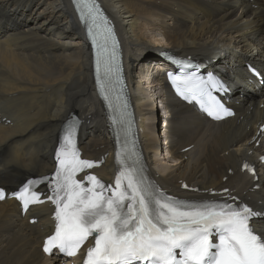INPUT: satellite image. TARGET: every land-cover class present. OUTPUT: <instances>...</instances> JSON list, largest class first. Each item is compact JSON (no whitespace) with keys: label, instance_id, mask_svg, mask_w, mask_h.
<instances>
[{"label":"bare ground","instance_id":"obj_1","mask_svg":"<svg viewBox=\"0 0 264 264\" xmlns=\"http://www.w3.org/2000/svg\"><path fill=\"white\" fill-rule=\"evenodd\" d=\"M97 1L116 23L160 187L202 198L229 189L230 196L264 211V166H258L264 138L257 135L264 124V0ZM86 41L70 0H0V188L9 193L53 171L57 139L71 114L82 119L83 156L105 160L95 170L101 178L113 174V146ZM150 44L157 48L149 50ZM163 52L206 62L226 82L224 98L236 116L211 122L169 90L162 95ZM167 102L171 118L165 127L159 104ZM164 153H174L172 166L159 161ZM246 163L257 164L258 181L242 170ZM53 212L42 205L22 216L14 200L0 201V264H63L41 250L54 228ZM256 221L264 232V216Z\"/></svg>","mask_w":264,"mask_h":264},{"label":"snow or ice","instance_id":"obj_2","mask_svg":"<svg viewBox=\"0 0 264 264\" xmlns=\"http://www.w3.org/2000/svg\"><path fill=\"white\" fill-rule=\"evenodd\" d=\"M73 3L96 48L101 94L109 100L110 93H116L114 121L127 124L118 41L111 22L97 0ZM169 79L180 96L198 103L214 119L232 115L212 97L209 85L215 87L216 82L211 79L172 74ZM76 130L77 124H70L63 137L54 175L29 180L16 193L27 210L30 204L43 202L36 185L45 180L50 184L56 223L54 235L45 242L46 253L55 249L74 257L92 237L84 264H264V232H257L251 223L264 211L243 203L188 201L168 195L144 174L134 148L127 144L117 153L121 169L115 186L88 175L86 187L77 175L96 165L80 158ZM4 198L0 188V200Z\"/></svg>","mask_w":264,"mask_h":264},{"label":"rangeland","instance_id":"obj_3","mask_svg":"<svg viewBox=\"0 0 264 264\" xmlns=\"http://www.w3.org/2000/svg\"><path fill=\"white\" fill-rule=\"evenodd\" d=\"M159 43H160V41L158 40V42L156 43V46H160ZM156 46L154 44H150L149 50L150 49L155 50V48H157ZM166 49L169 50L168 48H166ZM163 165H165V164H163ZM169 165L172 166L173 164L170 163Z\"/></svg>","mask_w":264,"mask_h":264}]
</instances>
